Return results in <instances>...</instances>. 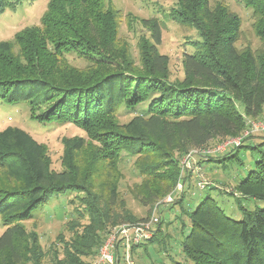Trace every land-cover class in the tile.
I'll use <instances>...</instances> for the list:
<instances>
[{"label": "trees", "instance_id": "trees-1", "mask_svg": "<svg viewBox=\"0 0 264 264\" xmlns=\"http://www.w3.org/2000/svg\"><path fill=\"white\" fill-rule=\"evenodd\" d=\"M24 1L0 0V16ZM241 1L252 9L253 26L261 40L255 50L238 46L242 18L225 2L174 0V6L163 11L164 18L197 34L183 54V81L172 82L169 58L158 49L167 20L142 21L150 37L140 41L141 66H136L118 40L119 10L103 0H49L40 25L17 35L19 56L10 42H0V102L28 104L31 119L40 124L80 122L102 144L93 156L94 165L135 158L140 175L152 183L146 181L135 195L144 205H154L180 180L185 168L180 165L182 155L204 148L215 138L241 135L248 130V118L263 112L264 0ZM68 56L86 62L84 72L80 71L82 79L67 62ZM39 106L44 109L34 112ZM124 111L132 118L120 123L118 117ZM246 139L235 148H253L257 157L237 184L240 195L232 193L242 217L228 216L211 195L185 210L181 196L177 203L189 219V231L181 241L185 260L170 257L173 264H264V136L253 145L245 144ZM63 143L64 169L54 171L46 145L31 133L16 126L0 131V218L5 226L0 235V264H42L44 251L38 235L23 222L75 192L84 207L78 211L89 219L72 245L76 253L80 245L90 252L82 250V254L98 257L111 227L133 222L131 214H119V185L112 175L102 190L106 202L93 192L88 176H82L84 138H64ZM233 157L238 153L216 161ZM247 200L263 206L248 208ZM162 224L160 217L152 225V237L131 244L129 251L162 242ZM121 247L116 249L115 264H120ZM67 254L69 264H81L70 250Z\"/></svg>", "mask_w": 264, "mask_h": 264}, {"label": "rangeland", "instance_id": "rangeland-1", "mask_svg": "<svg viewBox=\"0 0 264 264\" xmlns=\"http://www.w3.org/2000/svg\"><path fill=\"white\" fill-rule=\"evenodd\" d=\"M48 1L25 0L16 10H7L0 16V42H10L15 56H19L20 52V47L16 42L17 35L25 28H36L40 25V19L47 10ZM103 1L106 6L110 4L120 11L118 40L122 49L126 48L129 51L128 55L136 66H141L140 41L144 37H150V31L142 21L153 17L167 20L161 27V41L158 49L160 53L166 54L169 58V80L183 81L185 77L183 54L188 50L189 41L197 34L190 27L182 26L167 17L164 18L163 11H169L175 4L174 0ZM220 1L230 5L231 9L242 18V37L238 46L240 48L251 46L254 50L258 49L261 46V40L253 26L255 20L252 16V9L246 7L241 0H212L213 3ZM67 62L77 69L78 78H83L82 73L86 68V62L76 56H68ZM41 107L33 111L43 110L44 107ZM30 116L31 110L28 104L0 102V131L8 126H16L31 133L35 139L46 145L50 166L54 171L64 169L62 163L64 148H66L63 143L64 138L82 137L86 142V149L81 156V173L82 176H88L93 192L98 195L101 202L107 201L104 196L106 193H102V190L108 181V175H112L111 177L118 181L121 198L118 203L119 214L121 217H126L127 213L131 214L133 222H119L112 226L110 231L115 226L124 223L137 225L144 222L139 221L140 219L146 217H149V220L156 218L159 222L161 217L163 224L159 237L162 242L156 241L145 247L138 246L132 252L129 251L134 264H173L170 257L175 261L185 260L180 249L181 241L189 231V219L181 213V207L177 203L181 196L184 198L185 210H190L196 207L203 197L211 195L228 216L240 219L242 213L232 193L240 195L237 192V184L254 166L257 152L248 147L236 149L235 147L240 146L242 141L240 144H235L234 140L237 137H242V140L247 137L244 143L253 145L255 142L262 141L264 136V130L251 131L254 124L264 122L263 109L258 117L248 118V130L241 135L235 138H215L204 148H193L188 154L182 155L180 165L185 167V170L182 168L180 180L175 188L154 205H144L137 198V193L140 194L145 182L151 178L140 175L135 158L124 157L115 164L109 162L94 165L93 156L97 149H101L102 144L92 138L87 127L71 119H66L61 123L40 124L32 120ZM131 118L132 114L124 111L120 113L118 121L127 122ZM246 132H248L247 135H245ZM250 132L252 133L249 135ZM233 152L238 153L237 158L233 157L222 162L216 161L218 157L230 156ZM92 165H94L95 173L92 171ZM190 173L191 176L183 183ZM147 182L149 185L152 184L150 181ZM77 194L75 192L69 195L68 198H64L62 202L51 208H44L35 219L23 222L28 231L36 232L38 235L44 251L42 264H58V262L69 264L70 255L67 254V250L75 254L81 264H92L96 259L97 254H82V250L88 252L86 248L77 245L76 248L78 247L80 251L76 253L72 246L76 237L83 234V228L89 222V219L86 216L82 217L83 215L78 211L84 207ZM246 203L248 208H254L259 204L263 206L262 203L252 200H247ZM157 221L155 223H158ZM4 229L5 226L0 218V235ZM124 251L123 247L119 249L120 264H128Z\"/></svg>", "mask_w": 264, "mask_h": 264}, {"label": "built area", "instance_id": "built-area-1", "mask_svg": "<svg viewBox=\"0 0 264 264\" xmlns=\"http://www.w3.org/2000/svg\"><path fill=\"white\" fill-rule=\"evenodd\" d=\"M253 130H264V122L254 124L251 131ZM247 134L248 132L245 133V135ZM241 141L242 137H237L234 140L235 144H240ZM156 221V218H152L148 221L140 222L137 225H126L129 223H124L115 226L101 245L98 257L93 264H115L116 249L121 245L125 249L124 252L128 264H134L129 255L131 244L149 240L152 237V225Z\"/></svg>", "mask_w": 264, "mask_h": 264}]
</instances>
